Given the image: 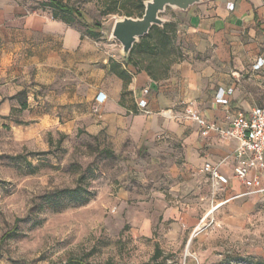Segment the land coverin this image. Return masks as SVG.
Returning <instances> with one entry per match:
<instances>
[{
    "label": "crops",
    "instance_id": "1",
    "mask_svg": "<svg viewBox=\"0 0 264 264\" xmlns=\"http://www.w3.org/2000/svg\"><path fill=\"white\" fill-rule=\"evenodd\" d=\"M55 1L78 10L76 0ZM35 6V0H0V121L24 104V123L42 129L59 126L62 131L81 126L92 136L107 138L116 153L127 150L135 155L140 149L151 153L166 140L178 142L184 164L174 171L183 175L185 185L202 187L205 200L217 203L213 210L227 213L237 223L264 217V193L254 192V174L245 183L233 177L237 141L214 134L202 137L196 123L183 115L190 106L206 121L228 126L226 114L215 103L219 90H232L227 96L231 113L248 114L264 106V65L254 69L264 60V0H203L185 12L166 9L162 19L177 22L183 58L159 81L125 66L124 56L116 55L113 45L92 26L55 19L52 8L30 13ZM110 61L132 76L123 97V82L110 72ZM143 89L148 90V115L136 110ZM81 94L88 104L79 107ZM56 105L71 109V116L61 121L53 116ZM166 110L173 117L160 114ZM205 163L228 179L218 189L219 200L210 196L212 182L202 171ZM131 165L137 168L136 163ZM260 185L264 188V179ZM209 211L207 215L213 213ZM161 217L163 224L184 229L197 222L193 212L171 205H164ZM149 230V220L143 217V235Z\"/></svg>",
    "mask_w": 264,
    "mask_h": 264
},
{
    "label": "rangeland",
    "instance_id": "2",
    "mask_svg": "<svg viewBox=\"0 0 264 264\" xmlns=\"http://www.w3.org/2000/svg\"><path fill=\"white\" fill-rule=\"evenodd\" d=\"M42 1L35 0L30 13L48 10ZM103 2L76 0L74 19L98 30L123 56L111 33L124 17L103 15ZM61 17L66 15L58 13ZM175 47L183 58L177 35ZM80 97L79 107L88 104ZM52 113L61 121L71 109L56 105ZM24 114L11 110L0 121V264H57L69 257L93 263L218 264L227 252L264 260V217L237 223L213 210L217 203L205 200L203 188L185 185L183 175L174 171L184 164L178 142L166 140L151 153H116L107 138L81 126L42 129L24 123ZM208 185L212 201L219 200L221 191ZM77 186L89 193L84 204L53 196ZM159 200L193 212L195 226L163 224ZM209 210L213 213L207 215ZM143 217L149 220L148 236L143 235ZM156 248L158 259L153 258Z\"/></svg>",
    "mask_w": 264,
    "mask_h": 264
},
{
    "label": "trees",
    "instance_id": "3",
    "mask_svg": "<svg viewBox=\"0 0 264 264\" xmlns=\"http://www.w3.org/2000/svg\"><path fill=\"white\" fill-rule=\"evenodd\" d=\"M148 0H104L103 15L118 14L123 17L141 18L144 13V3ZM44 7L52 8L53 18H57L58 13L66 15L62 18L67 23L73 22L74 16L78 13L73 9L61 6L58 1L49 0L43 4ZM177 23L165 22L161 27L153 26L147 35L140 38L133 46L129 54L124 57V65L131 66L136 72H145L152 80L159 81L167 77L172 65L182 60L181 53L175 47ZM91 36H97L91 33ZM109 70L123 82V92L121 96L127 94V86L132 80L131 74L123 68L120 63L109 62ZM26 106L21 105V111ZM30 172H33L30 170ZM57 200L67 199L68 202L84 204L89 199L86 189L75 187L64 189L53 194ZM161 257V251L156 248L154 259ZM57 264H118L112 260L103 263L87 262L83 258L69 257ZM218 264H264V260L255 257H242L238 254L227 252Z\"/></svg>",
    "mask_w": 264,
    "mask_h": 264
},
{
    "label": "built area",
    "instance_id": "4",
    "mask_svg": "<svg viewBox=\"0 0 264 264\" xmlns=\"http://www.w3.org/2000/svg\"><path fill=\"white\" fill-rule=\"evenodd\" d=\"M264 65V60L258 61L254 69H260ZM232 90H219L215 96V103L221 107L229 120L228 126L220 123L208 122L203 119L197 111L190 106H185L183 115L196 123L202 137L211 134L217 135L222 140H235L238 145L233 151V177L245 183L248 176L254 174L253 183L256 187L255 193H264V188L260 185V180L264 179V106L253 108L248 114L240 111L231 113L227 96ZM148 90L143 89L141 96L136 101V110L140 113L151 114L148 109ZM100 98L97 97L96 100ZM102 101V99H101ZM163 117H173L171 110L160 113ZM203 173L208 175L211 182L217 189H222L228 183V179L221 175L216 167L205 163L202 167Z\"/></svg>",
    "mask_w": 264,
    "mask_h": 264
},
{
    "label": "water",
    "instance_id": "5",
    "mask_svg": "<svg viewBox=\"0 0 264 264\" xmlns=\"http://www.w3.org/2000/svg\"><path fill=\"white\" fill-rule=\"evenodd\" d=\"M202 2L203 0H148L144 3V13L141 18L124 17L116 21L111 36L120 44L121 53L126 57L139 39L147 35L153 26L161 27L165 23L160 15L167 8L185 12Z\"/></svg>",
    "mask_w": 264,
    "mask_h": 264
}]
</instances>
